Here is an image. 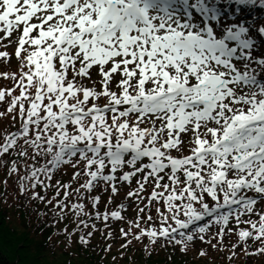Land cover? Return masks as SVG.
Masks as SVG:
<instances>
[{"label": "snow or ice", "instance_id": "6c2138e0", "mask_svg": "<svg viewBox=\"0 0 264 264\" xmlns=\"http://www.w3.org/2000/svg\"><path fill=\"white\" fill-rule=\"evenodd\" d=\"M0 187L95 264H264V0H0Z\"/></svg>", "mask_w": 264, "mask_h": 264}, {"label": "trees", "instance_id": "16d2710c", "mask_svg": "<svg viewBox=\"0 0 264 264\" xmlns=\"http://www.w3.org/2000/svg\"><path fill=\"white\" fill-rule=\"evenodd\" d=\"M7 200L8 203L5 204L3 188L0 187V264H95L100 260L102 253H80L69 249L68 252L74 253L69 255L64 251L61 240L52 236L54 229L48 228L41 232L34 216L30 219L25 212L15 209L11 194L7 196ZM49 236L52 237L51 241L47 239ZM98 240L99 235L93 243ZM193 256L194 254H190L188 258L190 264H204L199 259H193ZM110 260L111 254L104 264H110Z\"/></svg>", "mask_w": 264, "mask_h": 264}]
</instances>
